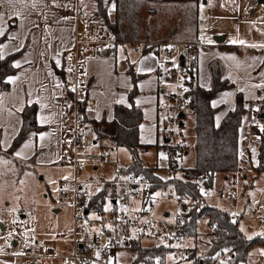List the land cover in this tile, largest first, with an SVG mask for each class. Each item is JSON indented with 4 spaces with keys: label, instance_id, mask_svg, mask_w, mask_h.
<instances>
[{
    "label": "crops",
    "instance_id": "1",
    "mask_svg": "<svg viewBox=\"0 0 264 264\" xmlns=\"http://www.w3.org/2000/svg\"><path fill=\"white\" fill-rule=\"evenodd\" d=\"M81 1L0 0V31L3 32L0 37L4 38L0 42V57L15 53L13 63L18 68L15 74L8 77L9 89L0 88V153L9 151L21 130L22 111L26 105H37V122L42 127L39 131L29 132L12 153L8 152L15 159V163L19 164H14L12 169L14 175L57 167L65 156L62 138L69 135V132L63 127L61 116L66 111L64 102L70 94L58 70L67 71L70 63L67 53L73 45L77 29H83V25H78L74 21V13ZM210 1L212 2L210 20L215 26L213 24L203 26L204 21L200 20L202 45L194 55L197 59L196 82L201 87L210 89L212 87L210 65L215 61L221 63L223 79H226L230 86L217 92L211 100L215 108L214 118L217 126L237 108V95L239 93L243 95L246 111L243 114L239 135L240 164L244 163L245 154L250 153L249 159L255 165L251 171L255 173L256 179L264 173V170L260 173L255 170L259 162V137L255 129L262 128L264 124V118L260 116L264 107V8L261 9L260 4H264V0ZM89 19L88 21L91 20ZM210 27L213 28L212 31ZM85 57L87 62L83 72L89 80L88 94L94 101L89 110L95 120V126L97 124L96 128L86 127L87 134L93 139L92 149L112 150L113 159H118L114 152L120 147L110 138L116 132L115 107L119 104L131 106L130 93L136 87L137 93L133 97V102L143 111L139 141L149 146L141 151V159L145 166L154 168V173L162 180L169 178L168 169L165 174L158 172L159 162L146 164L142 158V154L147 150L155 149L159 152L163 147L168 149L172 147L170 144L172 140L166 132V114L172 87L161 78V72L169 67V63L163 59L161 52L151 48L137 52L119 48L104 54H85ZM134 75L137 77L136 83ZM186 113L194 118L195 131V117L188 108L185 115ZM182 122L184 125L185 122ZM160 133H163L162 141ZM194 138L191 147L183 137L182 148L176 146L177 153L174 152L179 153L182 161L193 152L194 164L191 167L180 166L177 160L170 159L169 165L174 161L188 172L195 167L196 132ZM106 139L108 142L104 141ZM4 163L0 162L1 171ZM22 164L25 169L16 171ZM131 164L132 158L131 162L125 165L129 167ZM70 172L73 177L74 172L71 170ZM113 173V163L107 162L99 165L86 164L78 175L111 177ZM218 173L220 175L216 174L215 178H218L222 189L220 187L221 190L216 191L226 193L235 190L228 183L240 180L243 182L236 171ZM243 177L245 180L247 175ZM211 187L213 189L214 185ZM237 193L240 194L238 191ZM142 199V195L135 199V208L141 206ZM243 203L246 206L253 205L245 201ZM65 206L71 207L74 211L72 206ZM54 212L60 214L62 209L55 208ZM75 226L74 219L69 232ZM70 241L72 250L71 238ZM15 243L17 245L19 241L15 240ZM60 252L68 253L66 250ZM14 256L18 257L16 254L0 253V258ZM45 261L63 264L60 259L55 258L45 259L43 264Z\"/></svg>",
    "mask_w": 264,
    "mask_h": 264
},
{
    "label": "built area",
    "instance_id": "2",
    "mask_svg": "<svg viewBox=\"0 0 264 264\" xmlns=\"http://www.w3.org/2000/svg\"><path fill=\"white\" fill-rule=\"evenodd\" d=\"M74 21L83 25V29H77L67 53L70 63L66 76L70 97L64 102L66 111L61 116V123L69 135L62 138L65 156L57 165L74 172L73 177L59 181L57 197L59 205H70L75 211L76 226L69 233L57 235L58 240L70 237L73 249L63 253L47 242L32 240L25 244L24 252L19 256L25 264H43V260L48 258L60 259L63 264H117L118 250L131 248L133 241L146 237L161 240L159 242L169 249L170 264H230L233 254L227 247L212 254L203 253V256L198 252L193 254L188 237L183 233L191 211L194 208L202 210L218 202L234 221L254 218L264 224V206L240 203L235 190L215 192L207 184L205 176L192 177L174 161L169 165L170 177L165 180L155 181L129 170L122 161L113 159L112 150L92 149L93 143L87 137L86 123L80 111L82 103L86 109L94 103L88 94L89 80L83 72L87 62L85 54H104L119 48L135 52L151 48L161 52L169 63V67L161 72L163 81L172 87L166 130L170 140H177L190 90L188 64L202 45V30L199 29L196 39L182 42L121 39L90 23L81 4L74 13ZM107 162L114 166L111 177L78 175L86 164ZM104 192L107 198L101 213L94 206L98 201H93V198ZM139 195H142V204L135 208L134 201ZM162 203H173L175 209L169 210Z\"/></svg>",
    "mask_w": 264,
    "mask_h": 264
},
{
    "label": "rangeland",
    "instance_id": "3",
    "mask_svg": "<svg viewBox=\"0 0 264 264\" xmlns=\"http://www.w3.org/2000/svg\"><path fill=\"white\" fill-rule=\"evenodd\" d=\"M94 1L82 0L80 4L86 10L88 18L91 19H89L90 23L95 26H102L103 30H107L109 29L108 26L102 24V16L97 15ZM229 1L232 2L233 0ZM211 6L212 2L210 0H200L198 17L199 20L204 21L202 23L203 26H208L209 24L215 26L214 22L210 20ZM260 8L263 9L264 4H260ZM108 13L110 20H116L113 8ZM195 15L194 6L189 1L153 0V2L144 4L136 23H123L121 31L125 32L129 37H133L125 39L190 41L193 40L190 35L194 33L192 28L196 24ZM185 111L187 112V107ZM183 121L185 124L179 129V138L170 142L172 145L170 149L163 147L159 152L155 149H150L142 154V158L146 164H156L159 162L158 166L160 167L158 172L161 174H165L167 169L169 172L170 159L177 160L180 166L191 167L194 164L193 152L188 158L185 157L183 161L179 153L175 154L177 153L175 147L179 143L181 144L183 137L186 138V142L191 147L195 139L194 118L186 113ZM166 132L168 133V130ZM162 135L163 133H160V140L162 139ZM87 137L92 142L91 136L87 134ZM104 141L108 142V139ZM173 149L174 151H172ZM114 153L123 163L129 164L131 162L130 152L126 148L120 147ZM249 155L250 153L245 154L244 163L242 165L239 164V169L236 171L237 176L243 182L240 180V182L236 181L235 183L231 182L228 184L240 193L241 203L245 201L249 204L264 206V173L254 179L255 173L252 172V168L255 165L249 159ZM14 160L10 153H0V162H5L1 167L2 171L0 170V253L16 254L18 257H2L0 258V264H25V260L19 255L24 252L25 244L32 240L45 241L50 245L56 246L60 251L66 250L69 252L71 250L70 238L66 237L63 240H56L55 237L59 233L69 232L73 227V209L69 206H61L57 202L59 180L63 177H71L72 173L65 168L50 167L45 170L37 169L32 173L21 172L14 175V171H12L14 164L19 165ZM17 165H15V168ZM108 167H110V164ZM16 169V171H23L25 166L22 164V166ZM216 174L220 175V173ZM246 175L247 178L244 180L243 176ZM217 179V177L214 178L212 184V186L214 185L213 190L215 192L222 189ZM162 206H165L169 210L175 209L173 203H162ZM55 208L62 209V212L60 214L55 213ZM196 225V238H188V244L191 246L197 244L199 246L198 253L203 256V253H207L210 248L208 242H210L212 237L210 216L208 214L201 215L196 220ZM239 228L247 239L264 236V224H261L254 218L240 219ZM15 240L19 241L17 245ZM159 241H161L159 238L144 237L142 245L148 248H155L162 245ZM227 248L233 254V249ZM262 253H264V244H253L249 249L247 259L239 262V264H264V254ZM137 254L138 251L133 248L120 249L116 254L117 264H149L144 259L135 260ZM155 260H158V258ZM157 263L159 262L157 261ZM44 264H53V262L45 261ZM167 264H170L169 259H167Z\"/></svg>",
    "mask_w": 264,
    "mask_h": 264
},
{
    "label": "trees",
    "instance_id": "4",
    "mask_svg": "<svg viewBox=\"0 0 264 264\" xmlns=\"http://www.w3.org/2000/svg\"><path fill=\"white\" fill-rule=\"evenodd\" d=\"M189 1L195 10L196 24L193 25V32L191 39L198 37V31L201 23L198 17V5L200 0H186ZM97 15L102 16V24L108 26L105 31L116 34L119 38H133L121 31L123 23L134 24L138 21V16L144 4L153 2V0H95L94 1ZM113 8L116 14V20L112 21L109 17V10ZM192 10V8H191ZM97 17V16H96ZM194 17V18H195ZM103 26V27H104ZM99 27V26H97ZM102 29V26L99 27ZM135 35V34H134ZM4 38L0 37V42ZM137 39V38H134ZM15 53L9 54L0 59V88L2 90L9 89L10 84L8 77L15 74L18 68L14 65L13 60ZM197 59L192 57L189 61L188 73L190 90L188 92L187 108L195 117V132H196V164L190 169L192 177L203 175L206 177L207 184L212 186L216 173L225 172L230 173L237 171L240 164L239 156V135L242 124L243 114L246 111L245 101L243 95H237V108L235 111L229 113L222 123L217 126L215 123L214 113L215 108L212 106V97L219 91L224 90L230 86L226 79H223V68L219 61H215L210 65L212 74V87L205 89L197 84L196 78ZM63 76L64 83L67 88L66 71L58 70ZM134 75V82L136 83ZM137 93V88L130 93L131 106L119 104L115 107L114 123L116 125V132L110 138L118 147H125L131 153L132 164L129 170L147 175L152 180H162L154 173V168L145 166L141 159V151L148 148L139 141L140 124L143 121L142 108L136 106L133 102V97ZM85 103V102H84ZM36 104H28L22 111V127L18 135L15 137L12 146L8 152H13L16 147L26 138L31 131L41 130V126L37 122ZM86 127L96 128L95 120L91 115V111L81 106L80 109ZM264 120V119H263ZM99 126V123H98ZM264 124L262 128L255 129V133L259 137V163L255 167L257 173L264 170ZM182 148L181 144L177 145ZM106 192L95 195L93 201H98L94 206L102 213L104 210ZM99 199V200H98ZM203 214L210 216V226L212 228V237L208 242L210 248L208 254H212L224 247L233 249V255L230 259V264H239L245 261L248 257L249 249L253 244H264V236H256L253 239H247L239 228L240 220H232L225 208L220 204H209L202 210L194 208L190 213V219L187 226L183 229V233L188 237H195L197 234L196 220ZM143 239L138 238L133 241L131 248L138 251L135 260L144 259L149 264H167L169 249L163 244L155 248L144 247ZM192 251L195 255L199 250V246L193 245ZM158 260H155L157 259ZM157 261L159 263H157Z\"/></svg>",
    "mask_w": 264,
    "mask_h": 264
},
{
    "label": "snow or ice",
    "instance_id": "5",
    "mask_svg": "<svg viewBox=\"0 0 264 264\" xmlns=\"http://www.w3.org/2000/svg\"><path fill=\"white\" fill-rule=\"evenodd\" d=\"M0 35H3V32L2 31H0ZM232 42L235 43L236 41H232ZM240 43H244V42L243 41H240ZM253 47H255V45H253ZM0 58H2V57H0ZM262 130H264V129H262ZM262 254H264V253H262Z\"/></svg>",
    "mask_w": 264,
    "mask_h": 264
},
{
    "label": "water",
    "instance_id": "6",
    "mask_svg": "<svg viewBox=\"0 0 264 264\" xmlns=\"http://www.w3.org/2000/svg\"><path fill=\"white\" fill-rule=\"evenodd\" d=\"M184 114H182V116H183ZM260 116H261V118H264V107H263V111H262V113L260 114ZM181 125H183V122L181 123ZM168 141V140H167Z\"/></svg>",
    "mask_w": 264,
    "mask_h": 264
}]
</instances>
